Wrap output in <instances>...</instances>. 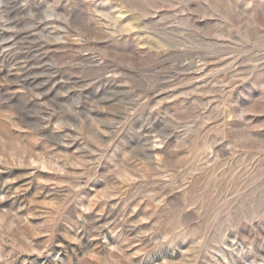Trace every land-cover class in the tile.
<instances>
[{"label":"rangeland","instance_id":"obj_1","mask_svg":"<svg viewBox=\"0 0 264 264\" xmlns=\"http://www.w3.org/2000/svg\"><path fill=\"white\" fill-rule=\"evenodd\" d=\"M0 264H264V0H0Z\"/></svg>","mask_w":264,"mask_h":264}]
</instances>
